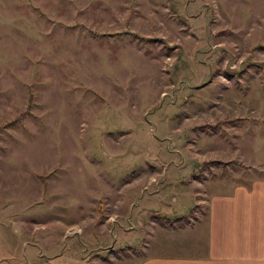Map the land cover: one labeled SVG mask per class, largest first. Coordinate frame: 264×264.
Returning <instances> with one entry per match:
<instances>
[{
    "label": "rangeland",
    "instance_id": "obj_1",
    "mask_svg": "<svg viewBox=\"0 0 264 264\" xmlns=\"http://www.w3.org/2000/svg\"><path fill=\"white\" fill-rule=\"evenodd\" d=\"M261 179L264 0H0V264L202 253Z\"/></svg>",
    "mask_w": 264,
    "mask_h": 264
},
{
    "label": "crops",
    "instance_id": "obj_2",
    "mask_svg": "<svg viewBox=\"0 0 264 264\" xmlns=\"http://www.w3.org/2000/svg\"><path fill=\"white\" fill-rule=\"evenodd\" d=\"M205 208L206 246L202 253L196 246L186 247L194 240L190 235L180 251L163 254L151 250L134 263L264 264V179L250 186L238 183L228 191L213 192ZM187 224L179 229H188Z\"/></svg>",
    "mask_w": 264,
    "mask_h": 264
},
{
    "label": "trees",
    "instance_id": "obj_3",
    "mask_svg": "<svg viewBox=\"0 0 264 264\" xmlns=\"http://www.w3.org/2000/svg\"><path fill=\"white\" fill-rule=\"evenodd\" d=\"M235 120L234 119H231L230 121H228V122H234ZM222 122H224V123H227V120H223ZM199 128H202V126L200 125L199 126ZM208 162V161H207ZM206 164V163H205ZM181 219V218H180ZM180 219H174L173 220V222H176V221H178V220H180ZM182 220V219H181Z\"/></svg>",
    "mask_w": 264,
    "mask_h": 264
}]
</instances>
